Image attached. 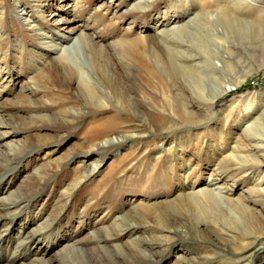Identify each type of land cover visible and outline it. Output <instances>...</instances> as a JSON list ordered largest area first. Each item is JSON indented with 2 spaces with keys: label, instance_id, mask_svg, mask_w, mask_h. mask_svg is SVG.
Segmentation results:
<instances>
[{
  "label": "rangeland",
  "instance_id": "1",
  "mask_svg": "<svg viewBox=\"0 0 264 264\" xmlns=\"http://www.w3.org/2000/svg\"><path fill=\"white\" fill-rule=\"evenodd\" d=\"M240 4L256 24L263 0H0L2 229L45 230L42 244L28 236L32 250L60 244L22 264H264V150L244 139L264 116V68L223 22ZM200 15L214 28L188 29L213 46L212 68L238 53L250 76L197 116L184 76L200 81L206 50L165 34ZM78 25L91 42L73 48L66 39ZM124 91L137 109H116ZM106 121L110 134H92ZM21 197L23 213L8 206Z\"/></svg>",
  "mask_w": 264,
  "mask_h": 264
},
{
  "label": "bare ground",
  "instance_id": "2",
  "mask_svg": "<svg viewBox=\"0 0 264 264\" xmlns=\"http://www.w3.org/2000/svg\"><path fill=\"white\" fill-rule=\"evenodd\" d=\"M263 3H264V0H263ZM235 9H236V12L232 14L233 16L231 15V16H225L224 17L223 22H226V29L227 30L229 29L234 35H236L237 39H235V40L233 38L232 39L236 43L243 45L247 49V51L250 53V56L255 60V62L257 64H259L258 68L259 69H261L262 67L264 68V10H262L261 15L258 17L259 19L257 20L256 24H250L249 23L250 24L249 25L248 23H245L243 21V19H244V14L247 15L249 13L250 7H246L244 5L242 6L240 4V5H237V8H235ZM211 20H214V18L211 16L209 19H206L204 16L201 17V15H200V18L197 20H194V23L190 24V27L186 26L182 30L176 32V34H178V35H176V36L173 35L174 36L173 37L172 34H169V33L165 34V35H167V37H171L170 40H172V39L177 40V38H179L181 41L186 42V41H188V38H191L192 40L198 42L196 44L194 43L193 46H196L197 48H199V47L205 48V50H206L205 52H206L207 56L204 57V59L202 61L201 69L203 71V76L200 79V81L195 80V78L192 76H184V81L186 82V85L189 84V87L193 88V90H190V89L189 90L195 96L193 101L187 105L189 108L194 109V110L190 111V114H193V115H197V110H200V108L198 106H200V105H202V106H209V105L213 106L215 103H217L218 101L223 99L226 95L232 93L235 90L240 89L241 86L246 82V80L250 76V73H246L244 75V71L247 68L246 66L243 65L242 68L239 66H235L236 64H238L240 62V59H241V55H238V53H235V55H236L235 57L231 56V54H230V58H229L230 60L222 61L223 65L221 64L219 66L217 63H214L216 65V68H214V69H218L217 72L214 71V69L212 68V63H213L215 58H214V55L212 54V51H211V49L213 50V46H211V49H210L208 46V42H204V43L200 42L199 40L196 39V38H198L197 34L194 35V34L190 33L189 29H188V28H191V26L192 27L200 26L201 28H203V26H205L206 30L213 29L214 28L213 26H215L216 20L213 21L214 24ZM223 22H222V24H223ZM65 24H75V23H73L71 21H68V22L66 21ZM211 25H212V27H211ZM83 29H88V26H81V25L72 26V28L70 30H68L69 38H67L66 41L68 40L69 43L76 42V44L74 45L73 48H76V46H79V45H86L87 42L90 41V39H88L87 37H84L86 34H84ZM78 34H80V35L78 37H76L75 35H78ZM200 35H201V32H200ZM160 44H161V42H160ZM62 50L63 49L61 48V51ZM61 51H59L58 53H60ZM69 52H66L67 56L70 55ZM243 58H247V57H243ZM64 60H65V58L63 56L59 57V61L64 63ZM58 64H60V63H57L56 65H58ZM242 64H243V62H242ZM242 64H241V66H242ZM96 66H97V68L95 70H96V72H99L97 74H100L101 69L98 67V65H96ZM231 66H233V67H231ZM221 68H223V69H221ZM238 68H241V71L240 70L237 71ZM185 71L188 72L189 70L185 69ZM225 71H229L231 73H234L232 76H234V75H237V76L235 78H231L232 79L231 81L219 80L217 77V73L223 74V72H225ZM106 76H107V74H106ZM106 76H105L104 80H106V83H109V81H107L109 79H107ZM188 78H190L191 80H188ZM220 79H223V78H220ZM117 81H118V79L116 78L114 82L117 83ZM85 87L87 90V85ZM87 92H88V90H87ZM124 94H125V96H122L124 99V107L122 105L121 107L116 108V109L117 110L121 109L123 111L129 110L130 108L137 109L136 105L134 103H132V99H130V98H128V96H126L125 91H124ZM150 100H152V99H150ZM160 100L161 101L159 102V101L153 99L152 104L158 108L163 103H165L167 98L164 97V100L163 99H160ZM170 106H171V108H173L172 103L170 104ZM193 111H196V112H193ZM113 125H114L113 121H106L104 124H100L99 129H98V126H97L96 130L93 129L92 134H94L97 137H102V136L108 135V134H110V131L112 130ZM251 126L252 127L248 130L247 134L245 135V138H244L245 143L250 142V143L255 144V145L250 144L249 146L253 149H256L255 151H257V153H258V151L264 150V146H259L261 143H262V145L264 144V116H262L261 119H258L254 126L253 125H251ZM7 135H8V133H3L0 131V138L2 137V139H3ZM245 146H247V145H245ZM253 156H256V155H253ZM253 156L251 158L244 157L245 159H243L242 157H235V158L237 160L242 161V162L248 163L247 160H251L253 158ZM259 156L262 157V156H264V154L261 153V155H259ZM4 163L5 162H1V157H0V170L3 168ZM229 163H230V160H229ZM6 164H8V160H7ZM241 166H244V165H241ZM1 173H3V172L1 171L0 174ZM197 196L201 197V198L204 197L206 199L205 201L207 203L210 202V204L213 202V200H214V202H216V200H220L218 198V194L210 193V191H200V192H198ZM20 203H22V205H23L20 212L23 213V211L25 209H27L28 199L26 200L25 198L21 197L19 201L8 204V206L11 207V205H17ZM24 203L26 204L25 207H24ZM0 215H1V213H0ZM20 216H22V215L17 214V216H15V217L19 218ZM5 217H7L6 214L4 216H0V224L2 223L3 219H5ZM15 217H13V220ZM7 219H9V218L7 217ZM117 227H118V225L115 226V228H117ZM131 230H132V228H131ZM43 231H45V230H43V229L39 230V232H43ZM119 234L120 233H118V235ZM51 235H52V233H49L47 238L51 237ZM37 236L38 235L36 233H34L33 234V240L36 239ZM40 240L41 239L37 240L35 242V244H37ZM54 241L58 242L56 240H54ZM52 244L54 247L60 246V244H54V243H52ZM33 245H31L30 247H27L26 251L32 250ZM77 252L83 253L82 255L85 257L88 256L87 255L88 252H86L85 250H75L74 251V253H77ZM24 253H26V252H24ZM27 256H28V254L24 255V257H26L27 260H32V258L30 256L28 258H27ZM16 258L17 257L13 258L11 262L12 263L17 262ZM32 262H34L35 264H38L34 260ZM67 262H68V260H67Z\"/></svg>",
  "mask_w": 264,
  "mask_h": 264
}]
</instances>
